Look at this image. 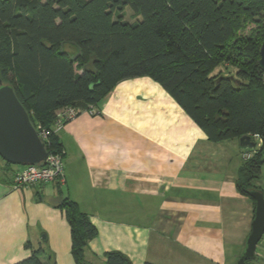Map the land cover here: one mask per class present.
<instances>
[{
    "label": "crops",
    "instance_id": "1",
    "mask_svg": "<svg viewBox=\"0 0 264 264\" xmlns=\"http://www.w3.org/2000/svg\"><path fill=\"white\" fill-rule=\"evenodd\" d=\"M64 182L14 188L19 165L0 158V264L44 248V264H77L60 204L76 202L97 229L83 264L119 250L133 264H237L252 230L254 199L236 187L246 149L210 141L156 81H118L56 131ZM254 185L264 196V164ZM264 264V234L255 257Z\"/></svg>",
    "mask_w": 264,
    "mask_h": 264
},
{
    "label": "trees",
    "instance_id": "2",
    "mask_svg": "<svg viewBox=\"0 0 264 264\" xmlns=\"http://www.w3.org/2000/svg\"><path fill=\"white\" fill-rule=\"evenodd\" d=\"M126 6L133 22L123 20ZM263 41L264 0H0V83L13 87L34 127L50 131L49 153L62 150L53 131L58 111L81 113L118 81L141 76L159 83L210 141L251 138L264 128ZM262 147L238 171L236 187L249 197L261 191L254 180ZM60 206L72 257L83 264L97 229L76 202ZM42 255L33 249L12 264H44ZM103 257L133 264L119 250Z\"/></svg>",
    "mask_w": 264,
    "mask_h": 264
},
{
    "label": "water",
    "instance_id": "3",
    "mask_svg": "<svg viewBox=\"0 0 264 264\" xmlns=\"http://www.w3.org/2000/svg\"><path fill=\"white\" fill-rule=\"evenodd\" d=\"M258 65L264 72V41L259 50ZM264 141V128L261 132ZM240 146L252 148L250 136L239 138ZM48 151L39 138L28 112L16 96L12 86L0 83V158L10 164H40L46 160ZM264 162V144L261 150ZM254 199V219L244 250L237 264H246L255 257V248L264 234V196L259 190L250 191Z\"/></svg>",
    "mask_w": 264,
    "mask_h": 264
},
{
    "label": "built area",
    "instance_id": "4",
    "mask_svg": "<svg viewBox=\"0 0 264 264\" xmlns=\"http://www.w3.org/2000/svg\"><path fill=\"white\" fill-rule=\"evenodd\" d=\"M264 83V74H263ZM90 114L95 112V107L89 105L86 110ZM80 113V110L74 107H65L58 111L57 118L53 126V131L56 132L60 130L64 124L73 118H75ZM37 134L41 141L44 143L45 147L49 143L50 131L38 125L35 127ZM251 140L254 141V146L252 148H246L242 157L244 160L251 158L254 153L259 150L263 144V137L260 134H253ZM63 149L59 153H49L46 160L40 164H22L19 165V170L16 172L13 178V187L16 189L39 186L41 184H48L53 182H59L60 185L64 182L63 173Z\"/></svg>",
    "mask_w": 264,
    "mask_h": 264
},
{
    "label": "rangeland",
    "instance_id": "5",
    "mask_svg": "<svg viewBox=\"0 0 264 264\" xmlns=\"http://www.w3.org/2000/svg\"><path fill=\"white\" fill-rule=\"evenodd\" d=\"M122 17H123V20H126V21H129V22H133L135 19H137V16L134 14V12L128 7L126 6L124 9H123V12H122ZM138 18H140V16H138ZM253 27L252 24L248 25L243 31L242 33L244 35H247L249 34L250 32V29ZM219 70H222V67H220V69H217V71Z\"/></svg>",
    "mask_w": 264,
    "mask_h": 264
}]
</instances>
